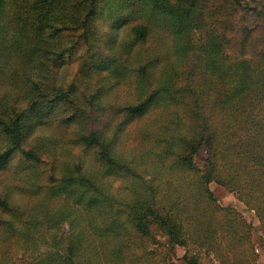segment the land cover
<instances>
[{
    "label": "trees",
    "instance_id": "trees-1",
    "mask_svg": "<svg viewBox=\"0 0 264 264\" xmlns=\"http://www.w3.org/2000/svg\"><path fill=\"white\" fill-rule=\"evenodd\" d=\"M252 2L256 7L243 0H229L237 13L234 24L226 22L211 29L200 22L203 7L199 0H0V85L4 78H11L12 85L23 81L27 88L24 108L12 110L0 102V173L10 171L30 186L19 187L18 183L15 188H0V232L7 234L2 243L23 239L27 249L35 243L25 264H151L156 250L136 256L129 238L160 244L157 229L166 234L171 250L185 249L184 264H202L196 254L199 249L222 259L225 251L248 252L244 245L251 243L252 226L235 209L219 206L209 188L199 187L204 201L215 211L211 218L197 206L154 205L155 188L116 211L110 202L114 197L96 186L94 176L83 173V162L58 163L52 158L47 145L59 142L56 136L30 138L38 119L43 127L80 129L75 142L92 151L96 164L106 173L119 171L121 155L113 141L103 128L91 124L100 104L98 94L82 92L79 96L74 85L58 82L55 67L64 55L74 56L76 48L85 46L88 71H109L126 79V67L115 55L103 57L108 42L112 49L113 39L108 30L97 34L104 15L112 21L111 27L126 30L127 45L142 44L159 33L167 44L165 51L153 64L145 62L131 70L134 97L118 110L129 123L147 122L139 131L142 141L153 138L155 130L165 126L163 121L178 117L179 139L165 142L174 157V168L197 171L196 157L205 150L207 165L198 184L203 187L216 181L221 186H236L264 228V27L246 33L249 27L242 25L254 15H262L261 2ZM229 27L236 43L227 39ZM198 30H207V34L197 48L196 67L227 88L222 93L218 83L211 89L215 103L209 110L197 105L206 96L205 85L196 84L197 101L181 85L182 68L196 50L194 34ZM74 34L76 39L70 40ZM162 107H170L169 115L168 110L159 111ZM224 119L236 135V141L229 144L222 139ZM42 181L43 188H36ZM17 187L31 194V202L13 200ZM174 190L180 193L183 188ZM193 190L185 189V200H198ZM177 207V214L188 216L185 229L181 215L179 219L169 213ZM104 209L115 217L108 220ZM54 217L59 222H54ZM216 219L224 221V232L217 230ZM64 225L67 230L62 229ZM40 229H45L43 240L35 236ZM185 232L190 233L187 238ZM229 235L233 239H228ZM220 236H226L225 241ZM241 255L237 256L242 259Z\"/></svg>",
    "mask_w": 264,
    "mask_h": 264
},
{
    "label": "rangeland",
    "instance_id": "rangeland-1",
    "mask_svg": "<svg viewBox=\"0 0 264 264\" xmlns=\"http://www.w3.org/2000/svg\"><path fill=\"white\" fill-rule=\"evenodd\" d=\"M243 1L248 3L251 8L256 7V4L253 3L252 0ZM257 1L261 2L259 8L262 15H254L248 23H242V25L249 27L246 33H250L258 27H264V8L262 9L264 0ZM199 5L203 7V15L200 22L203 25H209L211 29V26L219 29L220 26L226 22L234 24L237 17V13L232 10L229 0H199ZM218 12L222 15L218 16ZM111 26L112 21L105 18V15L102 21L98 22L99 31H97V34L102 35L106 30L111 31L113 34L112 49L110 42H108L107 48L102 51L103 57L115 55L126 67V69L123 70L124 74L128 75L126 79L118 78L109 71L105 73H93L88 71V64L86 63L87 54L84 52L85 46L81 49L76 48V54L74 56L71 54L64 55L56 64L55 71L58 82L64 86L74 85L76 94H79V96L82 92H87L90 95L95 93L98 94L100 104L95 111V119H92L93 123L91 124L95 128H103L113 141L114 147L119 155H121L119 156L122 164L121 169L117 172H112L113 174H108L103 168H100L96 164L93 152L85 150L75 142L76 134L80 129L73 128L66 130L55 125L43 127L39 121L40 119H38V124L31 127L33 133L31 134L30 140L36 136H56L59 142H53L47 145L52 158L58 161V163L62 161L68 163L77 161L83 162V173L86 174V176L89 174L94 176L96 186L101 188L103 192H106L107 195L114 197L110 202L113 207H115L114 210L116 211L120 210L127 202L135 199L147 189L155 188V191H152L153 197L155 198H152L153 202L151 201L154 205H159L161 203V206L166 208H170V206L175 203L180 204L181 207L182 204H184L183 207L186 208L188 205H190V208L197 206L196 209L199 208L200 211H205L206 216L211 218L214 217L213 214L215 211L212 209L213 206L211 204H209V206L206 204L203 199V193H201L200 190V188H209L216 203L223 208H233L239 212L247 223L252 226L253 232L249 235L251 243L244 245V248H247L248 252L244 251L241 255L240 252L237 253L234 250L230 252L225 251L227 255L222 259V257L218 258L213 253H207L206 249H199L196 254H200V262L202 264H264V228L260 224L255 211L245 205L241 196V191H239L236 186H221L216 181H212L203 187L201 184H198L202 181L201 176L204 175L207 165L206 159L208 155L206 151L203 150L196 157L197 171H178L174 168V157L168 153L165 142L167 140L176 143L179 139L182 129L177 119L178 117H175V115H173L172 118L169 117V119L163 121L165 126L158 128V131L157 129L155 130L153 138L142 141L139 131L145 129L144 124H147V122L129 123L120 110H118L120 106L130 102L134 97V88L130 75L131 70L135 67H140L141 64L145 62H151V64H153L152 62L154 60L161 57L167 44L163 41V36L158 33L154 34V36L142 44L136 46L131 44L127 45L126 30ZM207 30H198L194 34L196 50L194 54L191 55V57H193L189 64L182 68L181 85L188 88L190 92L189 95H193V101H197L194 94L197 88L196 84L201 82L205 85L203 91L206 96H204V98L201 99V103L197 105H202L205 109L207 108V110H209L215 103L214 94H212L211 97V89L217 88L218 83L220 84L218 90L222 93L225 92L227 88L223 87L220 81L217 82L214 78H211L209 73H204L196 67L200 57L197 48L201 40L205 37V34H207ZM225 34L228 40H233L234 43H236L237 38L231 32L230 27L227 28ZM75 39V34L70 37V40ZM234 55H237V53H234ZM11 82V78H4L0 85V102L3 100L5 106L12 110L24 108L26 106L25 104H27V101L24 99V93L27 91V88L23 81L17 86L12 85ZM76 105L80 107L79 102L76 103ZM169 108L170 107H162L159 111L168 110ZM169 110L167 111V115H169ZM174 112L178 113L177 111ZM223 125V127L221 126L225 131L224 137L222 138L223 141L228 144L229 141H236L235 132L231 126L228 127V125H230L229 120L224 119ZM166 126H169V129L164 131L163 128ZM81 128L87 130L88 125H86L85 128ZM60 138L62 140L61 142ZM18 183L19 187L24 185L30 188L29 184H25L22 180L19 181L13 177L10 171L0 173V188H5V186H7V188H15ZM43 184V181L41 183H36V188H43ZM19 187L15 189L18 195L13 196V200L17 203L22 202L23 204H28L32 200L31 194ZM174 188H183V191L177 193ZM186 188H194L193 195H197L196 197L198 200H193L192 197L185 200L186 196H184V192ZM179 208L180 207H177L176 210H170L169 213L179 219V215H181L183 218V228L185 229L188 227V219H186L188 216H186L184 212L183 214L181 212L177 214ZM103 212L106 213L108 220L115 217V214L107 209H104ZM119 218L123 220L122 218L124 217L122 215ZM216 220L217 222L215 223L219 225L217 226V230L224 232V221L222 219ZM57 221L59 222V218L54 217V222ZM67 227L68 226L64 225L62 229L67 230ZM43 230L45 229H40L35 233V236L37 234L36 238L39 240H43ZM185 233L187 235L183 236L187 238L190 233ZM6 236L7 234L0 232V264H25L28 255L35 248V243L28 249L25 247V243H22L23 239L20 241H7L2 243ZM155 236L157 240L160 241V244H154L149 240L136 239L135 236H131L129 239L131 240L130 244L133 254L139 256L144 251L156 250V256L151 261V264H184V256L186 255L185 249L176 248L171 250V244L167 242L168 237L160 229L155 231ZM49 237L50 236H48V239ZM225 237L226 236H220L221 241H225L223 240ZM230 238L233 239L231 235H229L228 239ZM237 240H241V242L244 241V239H240V237H237ZM234 253L241 255L242 259L237 255L234 259ZM134 260H136V258Z\"/></svg>",
    "mask_w": 264,
    "mask_h": 264
}]
</instances>
